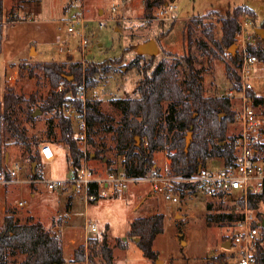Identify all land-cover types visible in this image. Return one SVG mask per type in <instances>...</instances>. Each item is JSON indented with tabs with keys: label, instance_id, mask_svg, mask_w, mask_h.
Wrapping results in <instances>:
<instances>
[{
	"label": "rangeland",
	"instance_id": "rangeland-1",
	"mask_svg": "<svg viewBox=\"0 0 264 264\" xmlns=\"http://www.w3.org/2000/svg\"><path fill=\"white\" fill-rule=\"evenodd\" d=\"M166 1L175 3L176 6L171 20L159 19L158 8L154 9L153 18L146 17L144 0H5V51L0 55V101L3 100L4 90L6 93V89L10 87L16 94L27 98L36 95L38 100L46 99L52 87L48 77L35 68L40 62L66 63L68 72V66L72 63H82L86 68L92 62L119 59L118 63H109L110 71L99 76L95 87L90 86L89 98L100 97L101 110L112 121L91 128L88 134L89 166L101 176L125 170V154L117 147L116 132L121 124L122 111L113 100L139 95L137 88L143 78L142 70L151 73L162 59L170 58L169 54L184 55L191 52L196 58L197 67L203 72L206 95L223 94L231 88L227 74V66L231 61L228 52L221 53L213 47L207 37L208 32L211 31L220 40L222 20L234 15L236 7L242 5L249 6L257 15L253 20L244 16L238 18L240 24L246 26L245 33L240 32V37L237 35L238 52L243 39L247 45L253 42L255 44L258 41L254 40L255 31L264 29V0ZM114 7H117V12H113ZM75 19L79 21L73 24ZM71 25L74 26L73 32L69 31ZM188 26L191 27L194 38L191 50L188 46ZM84 39L87 43L83 42ZM149 41H155L158 45L159 51L155 56L138 52L137 47ZM199 41L206 42L209 49L214 48L217 55L201 49L197 44ZM257 67L252 83L256 94L264 97V66L258 64ZM179 75L183 78V67H179ZM67 76L68 80H74L73 75ZM79 85L80 82H77L76 87H81ZM71 88L68 87V95L73 98L72 92L75 94L77 90ZM57 91L60 92L58 88ZM73 106L70 105L71 108ZM66 115L70 117L75 128V139L81 130L82 114L76 113L72 116L66 110ZM20 117L24 121L25 115L20 114ZM35 117L38 120L34 129L28 125L29 137L39 135V131L46 132L53 114L39 111ZM57 123L58 119L54 117V125L49 129L55 134L56 141L53 146L60 148L55 149L56 160L53 163L42 161L38 171L42 174L43 181L27 183L26 189L22 186V197L19 194L17 198L25 200L46 227L52 222L50 229L54 232L60 231L66 256L65 264L85 263V254L82 261L76 260V250L83 248V238L78 233L75 234L76 237L72 235L76 229L84 226L86 220L98 224L101 232L100 235L90 237L88 264H104L99 253L102 234H106L108 245L114 252L115 264H157V260L158 264H205L218 260L221 253L225 255L227 264H235L236 247H223L227 244L226 236L234 234L232 224L220 220L222 214H228L234 208L232 198L221 202L201 193L185 194L179 203H172L156 193L149 183H138L131 184L120 197L100 198L87 204L84 188L75 189L68 182L73 175L68 160L69 147L57 141L61 138ZM234 134L235 127L230 124L228 136ZM167 141L169 142V138ZM32 151V154L37 151L33 145ZM96 151L102 152L99 157H95ZM22 152L20 145L10 141L5 148L6 172L0 173V180L11 179L9 173L16 162L24 168V173L20 175L21 180L32 179L36 164L32 166ZM167 156L166 150L159 151L154 156L161 172L166 171ZM7 157L10 159L8 162ZM222 164L224 159L217 157L207 167L217 171ZM50 180L57 183L54 189H50L45 183ZM6 186L0 182V213L4 203L1 188ZM28 189L36 190L37 198H32L27 192ZM20 199L17 201H21ZM135 204L136 208L133 210ZM11 207L20 221L24 222L28 218L25 206ZM258 209L260 216L264 217V203H260ZM161 213L165 216L164 231L157 236L153 245L158 256L155 260H150L139 248V240L129 237L130 223L136 217H150ZM68 214L72 220L68 224L69 229L64 233L62 229H58V225L63 224L62 217ZM106 224L110 226V233L107 232L109 228H106ZM68 236L77 240L72 248H66ZM92 249L98 254L93 256ZM21 260V256H14L11 264H19Z\"/></svg>",
	"mask_w": 264,
	"mask_h": 264
},
{
	"label": "trees",
	"instance_id": "trees-1",
	"mask_svg": "<svg viewBox=\"0 0 264 264\" xmlns=\"http://www.w3.org/2000/svg\"><path fill=\"white\" fill-rule=\"evenodd\" d=\"M174 1V0H172ZM166 0H144L146 17L153 18L155 8L168 4ZM256 13L248 6H237L234 15L227 16L222 20V36L219 39L209 31L208 39L221 53H229L231 64L227 66V74L231 88H239L240 76L239 52L235 55L230 49L237 43V35L241 31L239 17L255 19ZM264 27V24H263ZM188 26L187 38L189 49L194 44V38ZM257 43H249L248 51L257 56L264 63V39L255 31L254 40ZM198 46L206 52L215 55L214 48L209 49L206 42L199 41ZM4 45V0H0V55L3 53ZM138 48V47H137ZM170 58L162 59L148 73L142 70L143 78L137 88V97L115 99L113 103L122 111L121 124L116 130L118 149L124 152L123 166L129 176H146L152 172H158L154 156L162 150L175 151L171 156V172L175 175L190 177L201 168L207 167L208 163L222 157L226 163L234 158L233 144L228 136L229 125L234 121V111L230 100L217 94L207 96L204 87V76L201 68L197 67L196 58L191 52L184 55L169 54ZM112 61V62H111ZM119 59L105 62H92L91 66L84 68L82 63L67 64L59 62H40L35 68L43 72L49 79L52 90L44 100H38L36 95L25 97L16 94L10 87L6 89L5 96L0 101V173L6 172L5 148L10 141L23 148V155L36 164L33 169L32 179L42 178L38 167L41 165L40 145L55 142V134L50 131L54 117L58 119L57 127L60 128L61 138L69 147L68 160L73 174L81 166L82 151L77 138L74 139L75 128L69 116L66 115L67 108L74 105L79 113L85 110L88 126V134L96 125H105L112 118L101 110V100L88 102L85 106L79 100L69 97L68 87L77 90L76 83H85L88 87H95L99 82V76L110 71L109 63H118ZM234 66V67H233ZM26 67V65L24 66ZM179 67H183V78L179 75ZM67 75H73L74 80H68ZM64 82L65 90L58 92L60 83ZM79 85V86H80ZM71 88V89H72ZM256 104H264V97L251 92ZM39 110L46 114H53L49 129L28 136V125L33 127L38 118L34 113ZM20 114L25 115L24 121ZM193 132V140L186 152L187 133ZM53 136V139L51 137ZM40 137V139H38ZM169 138V142L166 140ZM32 145L36 153L32 154ZM101 151L95 152L99 157ZM10 176V173H9ZM183 184V188L189 187ZM90 193L96 194L97 187L92 185ZM185 195L184 192L181 196ZM264 203V193L260 195L250 194L249 204L252 209H258L259 204ZM235 208L228 214H222L221 221L234 223L239 216L234 214ZM164 214H156L150 217L136 218L131 223L129 237L139 239L138 246L145 257L155 260L158 252L153 245L157 236L164 231ZM100 255L104 264L114 263V252L109 247L106 234H102ZM226 236V240H229ZM93 256L96 250L92 249ZM21 256L19 264H65L63 242L51 229H47L41 221H35L28 217L24 222L13 214L4 219L0 227V264H11V258ZM84 259V248L76 250V260ZM258 264H264V247H260L257 254ZM226 257L206 262L205 264H222Z\"/></svg>",
	"mask_w": 264,
	"mask_h": 264
},
{
	"label": "built area",
	"instance_id": "built-area-1",
	"mask_svg": "<svg viewBox=\"0 0 264 264\" xmlns=\"http://www.w3.org/2000/svg\"><path fill=\"white\" fill-rule=\"evenodd\" d=\"M175 3H168L158 8L159 19L171 20L175 15ZM117 12V7L113 8ZM79 19L73 20V24ZM240 23V22H239ZM241 25L242 34L245 33V25ZM69 31H74V26L69 27ZM241 34L238 35L240 37ZM87 43V40H83ZM247 42L243 39L239 50V68L240 76L239 88H229L220 96L230 100L232 109L235 113L232 125L235 127V134L230 137V142L234 148V158L230 163L213 171L208 167L201 168L196 174L185 177L175 175L171 172V156L175 151L166 150V171L152 172L146 176H129L125 170L107 173L103 176L98 175L89 166V141L88 126L85 110L82 114L81 130L76 134L77 143L82 151L83 157L81 166L68 180L75 188L82 187L85 190L86 203L94 202L105 197H120L129 188L131 184L149 183L153 190L160 194L166 201L179 203L181 193L198 194L216 198L219 201H226L232 198L234 204V214L239 218L232 223L234 234L229 236L231 247H236L235 264H258L257 254L260 247H264V228L261 225L263 217L259 214V209H252L249 204L250 194L260 195L264 193V104H256L253 94L256 93L252 79L255 76L258 64L262 67L264 63L255 55H252L247 48ZM229 55V53H228ZM65 89L64 82H61L58 90L62 92ZM91 88L85 81L77 89L73 98L78 99L85 106L88 102L99 100V98H89ZM74 110V111H73ZM68 114L74 116L78 113L75 107L67 108ZM167 141V140H166ZM168 142V141H167ZM40 154L43 162L53 163L57 154L49 143H44L40 147ZM23 166L16 163L10 171L11 179H2L4 184L20 183V173ZM43 179H30L27 183H39ZM45 182V181H44ZM50 189L57 185L55 181L45 182ZM183 184H189L183 188ZM96 185L97 193H90V187ZM238 209V210H237ZM101 234L98 224L91 220H86L81 227V237L83 238V248L85 254V263H89V245L91 235ZM55 235L60 237V231ZM79 264V263H76Z\"/></svg>",
	"mask_w": 264,
	"mask_h": 264
},
{
	"label": "crops",
	"instance_id": "crops-1",
	"mask_svg": "<svg viewBox=\"0 0 264 264\" xmlns=\"http://www.w3.org/2000/svg\"><path fill=\"white\" fill-rule=\"evenodd\" d=\"M4 2H5V0H4ZM243 6V5H242ZM244 6H246V5H244ZM249 7V6H248ZM4 18H5V14H4ZM24 19V18H23ZM3 50H4V45H3ZM5 51V50H4ZM3 51V52H4ZM6 62H7V60H6ZM5 88H6V86H5ZM4 96H5V90H4ZM4 98V97H3ZM34 127V126H33ZM32 127V128H33ZM34 129V128H33ZM40 132V131H39ZM36 133H38V132H36ZM41 133V132H40ZM49 144H51V146L54 148V150L56 149V150H60V148L59 147H57V146H53V144H54V142H50ZM42 146V144L40 145V147ZM8 158V157H7ZM10 159L8 158V160H7V162L9 161ZM16 163H18V162H16ZM47 163V162H46ZM23 166V165H22ZM24 169V168H23ZM24 173V170L20 173V175L21 174H23ZM43 177V176H42ZM20 180H21V176H20ZM22 182H20V183H10V184H5V185H7L6 186V188H1L2 189V195H3V201H4V203H3V205H2V207H1V213H0V227L3 225V223H4V219L6 218V216L7 215H9V214H13L15 217H17L18 219H19V217L17 216V214L15 213V211H14V208H12L11 206H13V205H17L18 207H20V206H25V211L27 212V217H33V218H38L37 217V215H35V213H34V211H33V208L31 209V206L30 205H27L26 204V201L25 200H22V199H20V198H17V195H19V194H21V197H22V192L24 191V189H26V185H27V179H22L21 180ZM22 186H24V189L22 188ZM74 187V186H73ZM75 188V187H74ZM76 189V188H75ZM27 192L30 194V196L32 197V198H37V191L35 190V191H30L29 189L27 190ZM18 199H20L21 201H17ZM98 201V200H97ZM96 202V201H95ZM86 206H87V204H86ZM135 208H136V204L133 206V210H135ZM58 218H61V217H58ZM137 218V217H136ZM135 218V219H136ZM34 219V220H35ZM135 219H133V220H135ZM72 220V218H71V216H70V214H68V216H64V217H62V221H63V224L62 225H58V229H62L61 231L62 232H67V230L69 229V226L70 225H68V224H70V221ZM35 221H40L39 220V218H38V220H35ZM53 221V220H52ZM132 223V222H131ZM131 223H130V229H131ZM52 222H51V224L48 226V227H46L45 225V227L47 228V229H50L51 227H52ZM106 226V228H109V231H107V232H109L110 233V226H109V224H106L105 225ZM105 228V229H106ZM105 229L103 230V231H105ZM130 231V230H129ZM81 234V227L79 228V229H76V231L73 233V237H76L75 236V234L76 235H78V234ZM71 237V236H70ZM70 237L68 236V238H67V242L65 243L66 244V248H72L71 246L74 244V243H76V241L73 239V237H71V239H70ZM80 238V237H79Z\"/></svg>",
	"mask_w": 264,
	"mask_h": 264
},
{
	"label": "water",
	"instance_id": "water-1",
	"mask_svg": "<svg viewBox=\"0 0 264 264\" xmlns=\"http://www.w3.org/2000/svg\"><path fill=\"white\" fill-rule=\"evenodd\" d=\"M256 32H257L258 35H260L264 39V29H257ZM137 49H138V52L140 54H149L151 56H155V54H157L158 51H159L158 45H157V43L155 41H149V42H146V43H144L142 45H139ZM236 50H237V44H234L232 46V48L230 49V52L233 55H235ZM38 113H39V110H37L34 113V116H37ZM192 139H193V132L190 131L188 133V135H187V138H186V152L189 150V147L191 145ZM261 225L264 228V220L262 221ZM136 240H139V239H136ZM223 247L227 248V249L231 248L230 244H226V245L224 244ZM156 263L158 264L159 261L157 260ZM222 264H224V263H222Z\"/></svg>",
	"mask_w": 264,
	"mask_h": 264
},
{
	"label": "flooded vegetation",
	"instance_id": "flooded-vegetation-1",
	"mask_svg": "<svg viewBox=\"0 0 264 264\" xmlns=\"http://www.w3.org/2000/svg\"><path fill=\"white\" fill-rule=\"evenodd\" d=\"M262 219L264 220V217H263ZM228 242H229V243H228ZM227 244H230V246H231V244H232L231 240H227ZM223 256L225 257V255L222 254V253L219 255V257H220L221 259L223 258ZM223 263H224V264H227V260H226V261H223Z\"/></svg>",
	"mask_w": 264,
	"mask_h": 264
}]
</instances>
